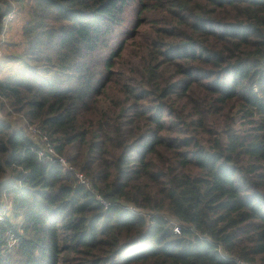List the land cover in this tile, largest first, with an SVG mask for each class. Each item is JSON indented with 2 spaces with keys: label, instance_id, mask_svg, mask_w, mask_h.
I'll return each instance as SVG.
<instances>
[{
  "label": "trees",
  "instance_id": "trees-1",
  "mask_svg": "<svg viewBox=\"0 0 264 264\" xmlns=\"http://www.w3.org/2000/svg\"><path fill=\"white\" fill-rule=\"evenodd\" d=\"M15 4L0 264H264V0H0V33Z\"/></svg>",
  "mask_w": 264,
  "mask_h": 264
},
{
  "label": "rangeland",
  "instance_id": "rangeland-1",
  "mask_svg": "<svg viewBox=\"0 0 264 264\" xmlns=\"http://www.w3.org/2000/svg\"><path fill=\"white\" fill-rule=\"evenodd\" d=\"M28 9L29 7L26 4H15L12 12L9 13V20L3 21L4 28L0 33V62L6 60L9 56L23 54L25 48L23 25L29 19ZM19 66V61L6 60L2 64L0 77L5 78L9 74L14 73ZM3 101L7 102L0 97V115L10 121L14 127L25 125V121L20 114L11 116L6 114V111L2 108Z\"/></svg>",
  "mask_w": 264,
  "mask_h": 264
},
{
  "label": "built area",
  "instance_id": "built-area-1",
  "mask_svg": "<svg viewBox=\"0 0 264 264\" xmlns=\"http://www.w3.org/2000/svg\"><path fill=\"white\" fill-rule=\"evenodd\" d=\"M9 18L10 15L8 14L4 18V21H8ZM28 131L30 133L31 138L36 144L37 155L41 162L54 164L57 163L60 164L65 171L74 173L75 177L77 178V183L79 185H82L91 191H95V196L97 200L100 201L105 208L110 207L111 203L105 200L101 193L96 191L95 186L92 184L91 180L86 176V174L81 170L76 169V167L71 164L65 156H63L57 151L51 136L45 129L41 128L38 125L29 124ZM1 219L2 215L0 214V220ZM174 231L180 232L179 226L177 224L174 227Z\"/></svg>",
  "mask_w": 264,
  "mask_h": 264
}]
</instances>
